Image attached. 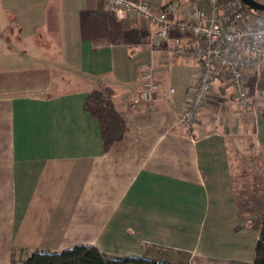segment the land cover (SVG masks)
<instances>
[{
	"label": "crops",
	"instance_id": "0c3cea01",
	"mask_svg": "<svg viewBox=\"0 0 264 264\" xmlns=\"http://www.w3.org/2000/svg\"><path fill=\"white\" fill-rule=\"evenodd\" d=\"M111 20L119 22L104 0H0V264L75 244L185 264L251 263L259 226L236 227L264 211V87L241 112L217 85L187 130L179 115L194 60L168 68L164 54L124 41L128 31ZM151 59L156 99L133 104ZM105 85L127 124L108 151L83 107Z\"/></svg>",
	"mask_w": 264,
	"mask_h": 264
},
{
	"label": "built area",
	"instance_id": "2783aa9c",
	"mask_svg": "<svg viewBox=\"0 0 264 264\" xmlns=\"http://www.w3.org/2000/svg\"><path fill=\"white\" fill-rule=\"evenodd\" d=\"M116 17L130 16L150 26L148 47L173 59L194 60L195 80L179 122L190 130L214 87L223 84L239 111L252 105L249 78L264 69V16L242 0H104ZM151 60L129 96L133 104L152 102L158 83ZM170 87L167 97L173 93Z\"/></svg>",
	"mask_w": 264,
	"mask_h": 264
},
{
	"label": "trees",
	"instance_id": "16d2710c",
	"mask_svg": "<svg viewBox=\"0 0 264 264\" xmlns=\"http://www.w3.org/2000/svg\"><path fill=\"white\" fill-rule=\"evenodd\" d=\"M127 17L130 16H124V19ZM121 19L117 18V20ZM130 19L134 20V17ZM144 26L147 28L148 25L145 24ZM113 93V88L108 85L94 88L88 92L83 104L85 111L92 118H95L99 124V133L104 151H108L116 141L121 140L127 131V124L114 104ZM261 117L264 119V109L261 112ZM254 221L260 222V225H258L259 235L255 244L254 259L249 264H264V211L252 216L246 224L238 225L236 229L255 225L253 224ZM25 251L27 255L23 260H11L10 264H185L156 260L139 255L112 256L102 252L94 244H75L56 251L39 249Z\"/></svg>",
	"mask_w": 264,
	"mask_h": 264
},
{
	"label": "rangeland",
	"instance_id": "374dc122",
	"mask_svg": "<svg viewBox=\"0 0 264 264\" xmlns=\"http://www.w3.org/2000/svg\"><path fill=\"white\" fill-rule=\"evenodd\" d=\"M258 1H261V2H264V0H258ZM252 9V8H251ZM253 11H255V12H257V13H259V14H261V15H264V10H260V9H252ZM113 16H114V14H113ZM115 17V19L116 18H122L121 20H119V22H117V21H112V23L114 24V23H116V24H114V25H116V27H115V30H118V24H120L121 25V27L123 28V30L125 29V30H127L128 32L125 34V35H123V40L125 41V39L126 40H129V41H133V40H135V41H144L145 42V46H149L148 45V41H149V35H150V26H147V28L144 26L145 25V22H139L137 19H135L134 18V20L133 19H130L131 17H127V18H125L124 19V16H122V17H116V16H114ZM83 23H85V16L83 15ZM111 24V23H110ZM144 24V25H143ZM84 26V25H83ZM47 27H48V24H47ZM60 29H62V26H60ZM84 29V28H83ZM148 29V30H147ZM102 30V29H101ZM112 30H114V28H112ZM46 37L45 36H41V37H39V38H37L36 39V41H37V43H40L43 47H48V45L49 46H51V43L50 42H47L46 40ZM25 43H27V44H30V43H28V39H27V41H25ZM148 50H149V52L151 53V55H154L152 52H151V50H150V48L148 47L147 48ZM151 60H153V59H151ZM151 60L148 62V64H147V66L150 64V62H151ZM154 61V60H153ZM168 65V64H167ZM156 66V65H155ZM171 66H172V64H171ZM168 67V66H167ZM147 68V67H146ZM144 71V70H143ZM156 71H157V68L155 67L154 68V77H155V75H156ZM260 76L259 77H257L255 80H253L252 79V81H250V90H251V92H253V99H254V88L256 89V88H259V86L261 87H264V69H262V71L260 72V74H259ZM141 76V75H140ZM256 77V76H255ZM157 82V81H156ZM158 89H159V85H158ZM157 96V95H156ZM156 99V98H155ZM154 99V100H155ZM153 100V101H154ZM67 207V206H66ZM65 207V208H66ZM256 215V214H255ZM254 216V215H253ZM252 217V216H251ZM250 217V218H251ZM249 218V219H250ZM253 224H255V225H260V222L258 221V222H256V221H254L253 222ZM46 245H48V244H43L42 246H46ZM51 247V246H50ZM252 257L254 258V251H252ZM253 258H251L252 260H253ZM13 260H15V259H13Z\"/></svg>",
	"mask_w": 264,
	"mask_h": 264
},
{
	"label": "water",
	"instance_id": "95a60500",
	"mask_svg": "<svg viewBox=\"0 0 264 264\" xmlns=\"http://www.w3.org/2000/svg\"><path fill=\"white\" fill-rule=\"evenodd\" d=\"M248 7L252 9L264 10V2L258 0H242Z\"/></svg>",
	"mask_w": 264,
	"mask_h": 264
}]
</instances>
